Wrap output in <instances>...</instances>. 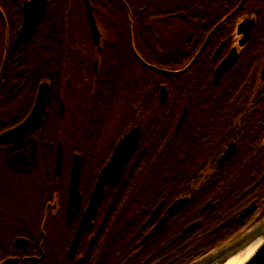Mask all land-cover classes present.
Listing matches in <instances>:
<instances>
[{"label": "trees", "instance_id": "obj_1", "mask_svg": "<svg viewBox=\"0 0 264 264\" xmlns=\"http://www.w3.org/2000/svg\"><path fill=\"white\" fill-rule=\"evenodd\" d=\"M87 1L99 31H111L114 38L108 43L104 36L101 37L100 52L96 51L91 39L86 0H48L36 33L16 49L10 47L6 54L0 72V133L27 115L41 81H48L50 88L42 121L17 139H0V204H8L13 219H20L28 207L38 203L40 195L37 192L43 188V182L41 185L35 175H47V186L53 176L64 175L65 183L61 187L65 190L74 153L82 157L81 178L85 187L90 180L92 185L103 166L97 159V151L103 142L104 131L113 122L116 132L120 130L123 124L121 109L127 99V119L132 112L141 114L139 147L119 182L114 186L106 185L96 218L99 234L112 237L111 246L115 248L125 237L138 235L137 228L160 201L167 205L175 198L174 187L178 183L180 187L183 175L194 174L188 169L195 166V157L201 152L196 153L197 147L203 144L206 134L211 137L215 129L212 119H217L223 109L230 115V110L247 102L245 98H237L249 86L245 78L256 61L258 51H254V45L264 43V34L261 28L255 30L252 38L250 36L244 43L250 46L239 58L235 69L221 82L214 83L206 69L194 65L181 69L185 58L193 51L189 49L191 44L186 37L178 46V63L172 62L170 51H157L154 57L149 51L154 43V25L152 19H137L140 18L138 8L142 5L138 0H124V3L118 0ZM170 6V0H157L159 13H166ZM152 11L153 6L148 5L143 16ZM169 25L170 17L166 15L157 20V30H167ZM186 25L184 31L187 34ZM157 36L158 44V31ZM9 37H13L12 31ZM3 39V31H0V63ZM132 48L147 62L157 61V69L138 60ZM93 59L97 60L96 70ZM170 62L171 66L167 67L177 69L174 71L177 73L158 69L160 64ZM162 84L167 89L164 102L158 99ZM123 92L132 94L124 99ZM60 99L64 104L62 117L58 112ZM256 103L263 108L257 120L260 123L264 118V99ZM183 109L186 113L189 110L188 119L186 113H181ZM179 115L176 123L175 118ZM174 123L177 128L172 130ZM226 133L230 130L226 129ZM59 141L62 144V168L57 174L55 154ZM17 148L29 153L27 165L21 166L11 158L12 151ZM241 166L239 164L237 170ZM40 226L37 235L65 237L66 247L72 233L66 225L57 223L48 227L45 221ZM15 228L21 230V227Z\"/></svg>", "mask_w": 264, "mask_h": 264}, {"label": "flooded vegetation", "instance_id": "obj_2", "mask_svg": "<svg viewBox=\"0 0 264 264\" xmlns=\"http://www.w3.org/2000/svg\"><path fill=\"white\" fill-rule=\"evenodd\" d=\"M24 1L0 0V31L4 34L0 72L4 67L7 52L10 47L14 48L13 40L23 20ZM118 1L124 3V0ZM138 1L142 5L138 8L140 18L137 19H152L154 25L155 32L152 35L154 43L149 49L154 57L157 56V51H170L172 62L178 63V46L186 37L191 44L188 45L189 49L193 51L185 58L181 69H186L187 66L189 69L193 65L196 68L206 69L208 77L214 83L221 82L235 69L239 58L243 57V52L245 53L250 46L244 43L250 36V39L252 38L255 30L261 28L264 34V0H170L171 6L166 13L157 12V0ZM148 5L153 6V11L144 17L143 13L148 9ZM165 15L170 17L167 30L176 31L169 47L164 36L167 30H157V20H162ZM183 20L189 25L187 26ZM184 25L189 32L187 34ZM10 31L13 32L11 39ZM157 31L160 38L158 44ZM103 36L108 43L114 40L111 31L106 33L101 31L99 39ZM129 36L132 42V34ZM123 38L126 41L124 33ZM124 46L126 47V44ZM254 46V51H258L256 61L252 71L245 78L249 86L243 91L242 96L237 98H245L247 102L230 110V115L227 113L228 110L223 109L217 119H212L215 129L211 137L206 134V138L202 141L204 145L202 149L200 150L202 145L197 147L196 153L201 152L195 157V166L188 169L194 174L183 175L180 187L179 183H174L175 198L167 205L160 201L150 211L140 228H137V236L125 237L122 244L114 248L111 246L112 237L99 234L96 218L103 194L95 216L90 220L91 226L83 230L74 250L69 252V245L80 224L96 179L92 185L90 180L85 187V182L80 176L79 207L71 222L67 223L69 175L65 190L61 187L65 183L64 175H55L59 178L53 176L48 182L49 186H47V175H35L41 185L43 182V188L37 192L40 195L38 203L28 207L19 216L20 219H13L8 204H0V264H203L199 262L200 258L232 239L261 217L264 214V118L257 123L263 108L257 106L256 102L264 99V43ZM94 48L97 51L95 44ZM134 48L131 50L138 60L157 69V61L147 62ZM95 61L97 60L93 59L96 70ZM168 65L171 66V62L160 64L158 69L177 71V69H169ZM220 65H223V70L214 80V74ZM162 87L166 89V86L160 85L158 99ZM128 94L132 93L123 92L122 98L126 99ZM188 111L187 109L186 113V109H183L181 112L186 113L187 119ZM127 115L126 99L121 109L123 124L120 130L116 132L115 129L114 139L109 143L101 142L105 148L104 152H100L99 149L97 151V159L101 160L102 164L109 160L117 141L138 126V146L129 162L134 158L141 138L142 127L139 121L141 114L132 112L129 114L132 116H128L129 119ZM180 115L175 118L176 123ZM176 123L173 124L172 130L177 128ZM192 127L191 124L190 128ZM226 129H229L230 133L227 134ZM19 149L22 148L14 149L12 153ZM193 150L194 148L191 154ZM140 155L142 156L143 152ZM239 164L242 166L237 170ZM55 186L60 188L56 189ZM177 200H182V203L172 213L169 207ZM152 212L154 214L149 218ZM45 221L48 227L58 223L66 225V228L71 230L66 247L65 237L37 235V228ZM15 227H21V230L17 231ZM40 233L44 234L42 229ZM18 237L26 239L22 248L15 246ZM118 247L120 251H117Z\"/></svg>", "mask_w": 264, "mask_h": 264}, {"label": "water", "instance_id": "obj_3", "mask_svg": "<svg viewBox=\"0 0 264 264\" xmlns=\"http://www.w3.org/2000/svg\"><path fill=\"white\" fill-rule=\"evenodd\" d=\"M48 0H25L22 5L23 20L20 27L17 30L15 38L13 40V47L16 48L20 44L28 41L37 31V26L43 16ZM87 15L90 25L93 44L97 46V51H101L99 45L100 32L95 23V19L92 13L91 4L86 0ZM97 64V61H95ZM223 65L217 67L214 74V80L218 78ZM264 75V67H263ZM49 96V82L41 81L37 87L35 99L30 111L27 115L15 125L3 130L0 133V139L10 141L17 139L24 134L31 132L43 119L46 111V105ZM166 98L165 87L161 88L159 101L162 102ZM59 116L64 114L63 100H59L58 104ZM139 141V128L135 126L122 138H120L113 147L112 154L109 160L103 164L97 173L95 183L92 187L90 199L86 206V209L81 218L80 224L72 237L69 245V252H72L77 245L80 236L85 228L91 226L90 220L95 216L99 203L105 192V185L114 186L122 177V174L138 146ZM229 152V151H228ZM227 153V157H228ZM12 158L16 163L21 166L27 165L29 162L28 153L22 149L15 150L12 153ZM82 158L79 153H74L71 159L69 183H68V198H67V210H66V222L69 223L73 219L76 210L79 207L80 193L79 182L81 176ZM62 168V144L59 141L56 147L55 154V171L60 173ZM182 203V200H177L173 203L169 210L174 212L176 207ZM154 212L149 218H152ZM259 234H264V214L256 220L250 226L242 229L232 239L226 241L215 249L211 250L208 254L199 259L200 263L210 264H223L227 258L238 251L241 247L246 245L250 240ZM26 239L18 237L15 240V246L22 248L25 246ZM241 264H264V236L261 242L256 246L254 251L241 263Z\"/></svg>", "mask_w": 264, "mask_h": 264}, {"label": "bare ground", "instance_id": "obj_4", "mask_svg": "<svg viewBox=\"0 0 264 264\" xmlns=\"http://www.w3.org/2000/svg\"><path fill=\"white\" fill-rule=\"evenodd\" d=\"M264 234H259L250 240L246 245L241 247L238 251L230 255L223 264H241L261 242Z\"/></svg>", "mask_w": 264, "mask_h": 264}, {"label": "rangeland", "instance_id": "obj_5", "mask_svg": "<svg viewBox=\"0 0 264 264\" xmlns=\"http://www.w3.org/2000/svg\"><path fill=\"white\" fill-rule=\"evenodd\" d=\"M175 32L176 31H174L173 29H170V30H167L165 33H164V36H165V39L167 40V47H169L170 46V40H171V38H172V36L173 35H175ZM177 33L178 34H180L179 33V30H177ZM173 39V38H172ZM114 123L115 122H113L112 123V125H108L107 127H106V130L104 131V135H103V137H102V139H103V143H109L110 141H112L113 139H114V134H115V126H114ZM114 126V127H113ZM113 129H114V133H113ZM112 136H113V138H112ZM99 151L100 152H104L105 151V148H104V146H103V144H101V147L99 148ZM260 218V217H259ZM258 218V219H259ZM257 219V220H258ZM253 224V223H252ZM251 224H249L248 226H250ZM247 226V227H248Z\"/></svg>", "mask_w": 264, "mask_h": 264}]
</instances>
